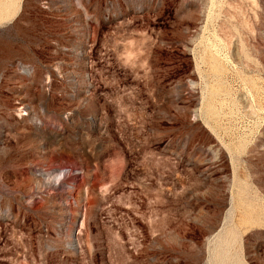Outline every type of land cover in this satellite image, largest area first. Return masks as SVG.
<instances>
[{
    "label": "rangeland",
    "instance_id": "374dc122",
    "mask_svg": "<svg viewBox=\"0 0 264 264\" xmlns=\"http://www.w3.org/2000/svg\"><path fill=\"white\" fill-rule=\"evenodd\" d=\"M0 264H264V0H0Z\"/></svg>",
    "mask_w": 264,
    "mask_h": 264
},
{
    "label": "bare ground",
    "instance_id": "6f19581e",
    "mask_svg": "<svg viewBox=\"0 0 264 264\" xmlns=\"http://www.w3.org/2000/svg\"><path fill=\"white\" fill-rule=\"evenodd\" d=\"M212 4V3H211ZM216 51V50H215ZM66 171L61 170V171H57L56 173H54V175L52 176V182L54 184L58 183L60 180H62L65 175H66Z\"/></svg>",
    "mask_w": 264,
    "mask_h": 264
}]
</instances>
